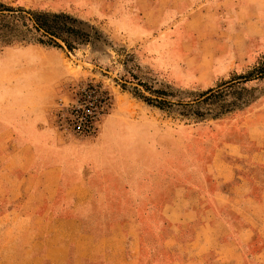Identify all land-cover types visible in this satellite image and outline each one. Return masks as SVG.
Wrapping results in <instances>:
<instances>
[{"label":"crops","instance_id":"crops-1","mask_svg":"<svg viewBox=\"0 0 264 264\" xmlns=\"http://www.w3.org/2000/svg\"><path fill=\"white\" fill-rule=\"evenodd\" d=\"M200 1L126 0L116 20L124 32L131 22L136 38L162 35L165 44L178 27L187 42L202 37L213 54H222L226 47L212 40L216 4ZM58 64L55 59V83L47 73L28 84L23 98H0V229H16L13 239L1 241L16 243L4 260L156 264L157 244L167 254L161 264H264L263 143L242 154L239 144L228 145L224 163L216 156L207 163L211 187L173 191L150 166L125 170L137 165L140 143L124 158L120 143L106 136L83 143L49 125V108L61 99ZM144 161L151 164L148 156ZM226 181L229 188L220 190Z\"/></svg>","mask_w":264,"mask_h":264},{"label":"rangeland","instance_id":"rangeland-1","mask_svg":"<svg viewBox=\"0 0 264 264\" xmlns=\"http://www.w3.org/2000/svg\"><path fill=\"white\" fill-rule=\"evenodd\" d=\"M0 1L14 7L64 11L102 35V41L82 45L71 52L21 42L0 49V98L7 101L23 98L29 93L28 84L40 82L47 73L55 83V59L58 60L61 99L49 108L48 123L65 138L96 143L106 136V141L120 143L124 158L133 144L140 143L138 151L142 158L137 165H124L125 170L150 166L160 182L173 191L184 185L187 189L211 187L214 179L208 174L207 163L215 156L225 162L229 158L224 154L228 145L239 144L242 154L254 150L253 143L264 144V79L236 78L245 75L264 57V0H214L216 30L212 29V40L222 42V49L226 47L222 54H213L202 43V37L196 44H191L192 37L187 42L178 27L172 28L165 38L171 44H165L162 35L145 34L136 38L130 30L131 22L130 29L124 32L116 19L125 9L126 0ZM195 19L200 21L203 17ZM138 82L168 91L171 95L167 99L177 104L193 103L209 88L224 91L210 103H198L195 109L202 111V116L196 117L189 112L181 114L192 109L187 106L180 108L173 104L161 110L136 98L135 89L149 95ZM87 83L98 85L107 97L106 107L95 122V134L81 135L59 129L54 121L57 112L74 104ZM147 156L151 164L144 161ZM256 171L258 176L263 174L261 169ZM229 186L230 182L226 181L220 190ZM2 191L0 187L1 195ZM14 232L16 229H9L4 234L0 229V264H19L17 259L2 258L11 256L4 253L11 252L16 245L2 244L3 236L11 240ZM158 246L155 245L154 260L161 264L167 254Z\"/></svg>","mask_w":264,"mask_h":264},{"label":"trees","instance_id":"trees-1","mask_svg":"<svg viewBox=\"0 0 264 264\" xmlns=\"http://www.w3.org/2000/svg\"><path fill=\"white\" fill-rule=\"evenodd\" d=\"M98 41H102V35L97 29L67 12L14 7L0 1V49L9 46V44L21 42L57 47L71 52L82 45L94 44ZM257 77L264 79V57L256 62L245 75L236 76L242 81ZM138 84L149 95L136 89L133 94L146 104L161 110H167L173 104L179 105L180 108L187 106L192 109L189 111L186 109L185 112L181 111V114L184 115L189 112L196 117L202 116V111L195 109L198 103L205 101L210 103L224 91L209 88L198 96L201 99L196 98L193 103L177 104L167 99L171 95L168 91L153 89L142 82H138ZM225 86H229V84ZM121 87L124 88L123 83H121ZM100 94L98 85L87 83L78 94L79 99L77 101L81 104V108L77 110V116L80 114L86 118L90 116L85 111H91L92 114L99 113L102 106L101 102L104 100Z\"/></svg>","mask_w":264,"mask_h":264},{"label":"built area","instance_id":"built-area-1","mask_svg":"<svg viewBox=\"0 0 264 264\" xmlns=\"http://www.w3.org/2000/svg\"><path fill=\"white\" fill-rule=\"evenodd\" d=\"M100 95L104 100L101 102L102 106L100 107L99 113L95 112L92 114L91 111H85L90 115L87 117L88 120L86 117L81 116V114L77 116V110L81 108V104L77 101L79 99L78 96L74 104L57 112V119L54 120L57 127H59V129H68L81 135L93 136L95 134V122L97 116L102 114L106 107L107 97L103 96L102 93Z\"/></svg>","mask_w":264,"mask_h":264}]
</instances>
